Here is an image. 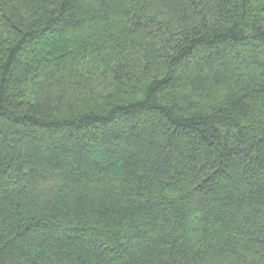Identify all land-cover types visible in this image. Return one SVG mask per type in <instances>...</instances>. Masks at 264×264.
I'll use <instances>...</instances> for the list:
<instances>
[{
  "label": "trees",
  "instance_id": "trees-1",
  "mask_svg": "<svg viewBox=\"0 0 264 264\" xmlns=\"http://www.w3.org/2000/svg\"><path fill=\"white\" fill-rule=\"evenodd\" d=\"M0 264H264V0H0Z\"/></svg>",
  "mask_w": 264,
  "mask_h": 264
}]
</instances>
